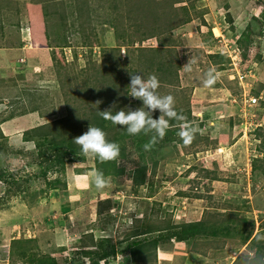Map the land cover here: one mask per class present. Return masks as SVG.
Returning a JSON list of instances; mask_svg holds the SVG:
<instances>
[{"label":"rangeland","instance_id":"obj_1","mask_svg":"<svg viewBox=\"0 0 264 264\" xmlns=\"http://www.w3.org/2000/svg\"><path fill=\"white\" fill-rule=\"evenodd\" d=\"M257 1L201 0L199 5L193 0L194 25L188 27L198 33L181 30L184 26L178 27L173 20L169 25L173 46H167L171 52L157 56L150 51L161 50L158 37L153 36L160 34L159 27L166 23L162 18L155 25L147 21H151V14L158 18L174 12L172 1L0 0V25L5 20L8 27L31 26L28 43L37 45L42 55L22 62V69L27 66L31 70L29 73L25 68V75H41L37 83L32 78L27 82L11 78L17 69L8 71L0 64V73H5L0 75V82L4 81L0 87L8 91L6 97L0 96V176L5 174L0 177V264H135L128 252L103 256L99 243L108 239L106 246L126 249L149 238L135 235L150 224L176 226L233 212L247 219L249 228L253 224L254 233H260L264 242V150H259L264 145L254 133L264 125V25L254 20L263 17ZM249 27L256 42L244 59L238 42ZM145 34L152 38L143 41ZM141 48L147 52L141 54ZM166 57L176 72L172 85L161 83L158 94L172 95L176 107L189 105L196 117L207 107L214 110L222 106L228 109V118L227 114L216 117H224L222 122L227 126L198 121L195 125L199 130L202 123V141L184 147L177 136V141L160 148L161 154L147 153L144 158L133 141H127L124 161L119 162L126 172L108 177L110 185L103 190L94 183L92 173L97 166L92 155L71 164L66 173L44 176L45 166H40L31 131L64 118L68 100L78 97L81 109L90 101L88 109L96 108L97 101H102L99 107L107 105L116 111L144 107L141 100L130 96V76L156 75L162 81L168 67L160 71L159 64H164ZM191 59L188 71L184 67ZM237 59L236 68L244 76L241 82L233 69ZM210 70L220 76L212 87H205ZM83 87L86 92L81 96ZM26 88L35 90L36 96L27 95V102H23L26 108L21 109L25 100L19 101L18 95ZM244 89L248 97H244ZM89 95L93 100L84 98ZM249 97L257 102L246 103ZM159 113L156 110L153 118L158 119ZM88 128L84 126L83 133ZM143 167L146 184L137 186L131 173ZM57 180L66 183V188L50 191L49 183ZM192 247L191 242L165 239L152 263L233 264L238 257L233 251L244 256L251 251L231 238H221L213 247L199 244L198 253ZM89 251H100L101 257L87 254Z\"/></svg>","mask_w":264,"mask_h":264},{"label":"trees","instance_id":"obj_2","mask_svg":"<svg viewBox=\"0 0 264 264\" xmlns=\"http://www.w3.org/2000/svg\"><path fill=\"white\" fill-rule=\"evenodd\" d=\"M257 2H258L259 7L262 8L263 10L261 14L263 15V17L262 18L259 17L260 19L255 17L254 20H260V25L263 27L264 25V0H258ZM140 11H141V8H140ZM151 17H152L151 21H147L149 22L150 25L158 24L159 23L158 21L161 18L163 21L165 20L166 24H164V26L158 25L160 26L159 31L161 33L160 34L156 33L153 36V38L155 36H156L155 38L158 37V40H159L158 48H161V50L150 49V51L156 52L157 56L160 55V53H162L163 51L171 52V51H167L168 50L167 46L169 48H172L174 35L173 33L169 34L170 31H172V29H169L170 28L169 25L173 22V20H175L176 22H174V24H176L178 27L179 26L181 27L185 25L187 22H191L190 16L189 15H179L176 12H171L169 15L168 14H166L165 16L159 15L158 18H157V14L154 13V17L152 14L149 15V18ZM177 26L173 27V31H175L176 28H178ZM115 28H116V31H118V28L117 27ZM251 30L252 29H250L249 27V29L243 32L238 42V47L244 52L241 54V58L243 57L244 59H246V53H247L246 51L250 50L251 44L253 45L256 42V39L254 38V36H252ZM166 34L167 36L164 37ZM146 36H147L146 34L143 35V39H142L143 41L152 38V37H146ZM146 50H149V49H146ZM138 51L141 54L143 52H147L145 51V49H142V48L139 49ZM164 61H165L164 64H162V62L161 64H159L162 69L160 71H165L163 70L165 66H167L168 69L165 71L166 75L161 77L162 81H159V82L160 84L161 83L166 84V82H170V84L172 85L171 78L174 77L176 70L172 66V62L170 60L168 61L167 57ZM39 78H41V75H39ZM89 82H91V80ZM89 82L86 85L87 87L91 86V83ZM66 85L64 84L65 87ZM34 91L35 90L33 91L29 90L28 96H32L33 94L36 96ZM85 92H86L85 89L82 91L80 90L79 94L83 96ZM84 98L87 99L88 101L93 100V97L90 95ZM77 99H79V97L76 98L75 101H73V99L71 101L70 99L68 100L66 108L69 111H68V114L64 118L56 120V122H52L47 125H43L31 131V135L33 136V138H35V141L38 147V152L40 153V159H41L40 166H45V171H44L45 177L49 173H52V172H56L60 174L66 173L68 167L71 164L77 163V162H83L85 160V156L82 154L80 146L74 143V139L83 134L84 126L90 127V125H92L94 127L101 128L103 131L107 133V139L110 142H115L120 145V156L116 161L101 162L98 157L94 156V161L97 166V171L103 172L106 178L117 177L126 172L125 168H122L119 166V162L124 161L125 148H126L127 141H130V140L133 141L137 150L139 151V156L144 158L150 153H155V154L160 153L159 151L160 148L166 147L168 142L174 143L175 141H177L174 139L177 136H179L178 132L180 131V129H177V128L180 127V123H188L191 126L196 127L198 129V126L195 125L198 119L192 115L189 105L186 106L185 108L180 107V106H177V107L174 106L175 110L178 113L183 114L186 117V120L184 122H178L175 120H171L170 121L171 126L169 130L167 131L165 137L163 139H158V143H156L155 146L148 152L144 150L143 145L149 141L150 136H145L143 133L136 135V136L129 135L126 132L125 128H122V126H119V125L114 126V124H112L111 121H106L99 115V111H104V110L110 109L111 107L110 108L106 107L107 105L99 107V105L97 104L96 108L93 107L91 109H88V107L89 106L91 107L93 103V101H90L88 102L89 105L87 104L86 107H83L81 109L80 103L78 104L79 101L77 102ZM23 102L26 103L27 100ZM25 103H23L22 105H25ZM84 103H85V100H84ZM262 105L264 108V102L262 103ZM29 106L31 108L34 106L33 111L37 110L35 105H29ZM25 108H26V105L23 106L21 109H25ZM73 108L78 109V110L74 111ZM118 111H116V109H112L113 114H115V112H118ZM160 115L161 113L158 114L157 118H159ZM232 123L233 121H231V125ZM201 124L202 123H199L200 125L199 130L195 134V138L193 141L196 140L198 142V141L203 140L201 138V133H200V129L202 127ZM116 127H118L119 129ZM172 129L174 130L171 131ZM254 133L257 135L258 139L261 138V142L264 145V125L257 127ZM180 141L183 142L182 139ZM183 145L184 147L189 146V144L185 145L184 142H183ZM259 150H264V149H262L261 147ZM259 170H261L260 167H259ZM255 172H257V167L255 166V162H254L253 173ZM208 174L210 173L208 172ZM1 175H2L0 176L1 178L5 177L4 172H1ZM131 175L133 176L132 178L134 179V183L137 186L146 184L145 183L146 182L145 180L146 179V169L144 167L138 168L137 170L132 172ZM60 182L61 181L57 180L54 183H49L50 191L55 192L57 190H60L61 188L63 189V187L66 188V183L59 184ZM65 211H68V209H66ZM238 214L233 212L231 214H225V215H222V214L214 215V216L209 215L200 221L191 222V223H183L181 225H176V226L169 225L166 227H162V226L150 224L148 226V229H146L144 232H142L141 234L137 232L135 235V236H139V235L146 236L147 235L146 237H149V238L146 239L145 241L139 240V241L134 242L132 245H130V247L126 249H122V248L118 249L114 245L106 246V243H109V241H107L108 239H103L99 243L98 248H100V250L101 249L103 250L102 252L105 254L103 256H111V255L114 256L119 253L124 254L125 252L126 253L128 252L130 256L132 257V260L135 264L137 263L153 264L152 262L156 261L157 248L162 243V241L165 239L168 240V239L173 238V239L178 240L179 242H186V243L191 242V245L193 246L192 248L194 250L193 252L198 253L197 245L199 244L205 243L209 245L210 247H213L214 243L220 241L221 238L222 239L226 238V240L231 238L232 240H237L241 248L242 247L250 248L251 251H249V253L246 251L245 256L241 255V256H244L245 264H264V261L262 259L264 258V242L260 240V235H259L260 233L257 232L255 234L254 225L252 224L250 227L251 229H250L248 225L249 224L248 220L245 218L243 219L240 218ZM252 246H255L256 248L253 249ZM87 254H90V255L95 254L99 258L101 257L100 251H92V252L89 251L87 252ZM228 257L232 258L231 255H228ZM233 264H241V258L237 257V259L235 260Z\"/></svg>","mask_w":264,"mask_h":264},{"label":"clouds","instance_id":"obj_3","mask_svg":"<svg viewBox=\"0 0 264 264\" xmlns=\"http://www.w3.org/2000/svg\"><path fill=\"white\" fill-rule=\"evenodd\" d=\"M191 59L184 67L191 71ZM220 74L210 70L204 81L205 87H212L219 79ZM160 82L156 75L145 78L143 75L131 74L130 76V96L141 100L144 107L136 110H120L113 114L112 109L99 111V115L106 121H111L114 125L122 126L129 135H139L143 133L150 136L147 143L143 145L145 151H150L158 139H163L170 128V121L175 120L184 122L186 117L175 110V99L172 95H160L158 89ZM102 101H97L100 104ZM114 107V105H113ZM159 110L161 115L158 119L153 118V113ZM198 132L196 127L188 123H180L178 135L185 145L192 143L195 134ZM74 143L81 148L84 156L92 155L98 157L101 162L116 161L120 156V145L110 142L107 133L99 127L90 125L88 130L74 139ZM94 183L97 189L103 190L110 185V178H106L103 172H93ZM233 255L241 258V264H245L244 256L239 252L233 251ZM264 259V258H262Z\"/></svg>","mask_w":264,"mask_h":264},{"label":"crops","instance_id":"obj_4","mask_svg":"<svg viewBox=\"0 0 264 264\" xmlns=\"http://www.w3.org/2000/svg\"><path fill=\"white\" fill-rule=\"evenodd\" d=\"M161 1H172L173 2V5L170 6V9L171 11H174L176 12L177 14L179 15H189L190 16V19H191V22H189L187 25H183L184 27L181 28L182 29H188L189 25H191L190 27L192 28L193 27V17H194V14L192 12V9H193V0H160ZM199 1V5H200V1L201 0H197ZM204 1V0H203ZM210 2V0H207ZM6 2H8V0H6ZM227 5V4H225ZM226 8V7H225ZM227 10H229V8H227ZM229 13V12H228ZM31 26L28 27L27 25V29L25 27H21V26H13L12 27H8V26H5V20L2 22V24L0 25V64L2 65V67H6L5 69H8V71H12L14 70V72L16 71L17 69V72H15V74L12 72H7L9 75H11V78L13 76V78L17 77L19 79V81H23V82H27L30 78H32L33 80H36L35 83H37L38 81V78L37 76H35L36 74H33V75H25V72L28 71L29 73L31 72V70H29L27 68V66L23 67L22 69V62H25V58L26 57H34V58H37L38 56H42L39 51H38V48L37 45L33 46L31 43H28V31H30V28ZM11 30H10V29ZM19 28V30H18ZM213 28V27H212ZM25 29L27 31H25ZM215 29H220L219 26H216ZM189 32L191 33H198V32H194L193 29H190L189 28ZM191 36V35H190ZM11 38L14 39L11 40ZM45 66V65H44ZM43 66V67H44ZM13 68V69H9V68ZM25 68H26V71H25ZM4 69V68H2ZM5 69L3 71H5ZM36 73V72H34ZM25 75L24 77H22V75ZM38 74V73H37ZM0 75H5L4 74H1ZM29 78V79H27ZM31 80V79H30ZM4 81L0 82L1 84H3ZM16 88V90H21L22 87H17V86H13V88ZM34 87H37V86H34ZM5 87H0V96H4L6 97V94H7V90L5 91L4 89ZM11 86H8V89H10ZM21 88V89H19ZM28 91L29 89L26 88L23 90V93H20V95H18L20 98H19V101H21V99H25V97L28 95ZM23 103V101H22ZM0 104H1V101H0ZM211 107L213 106H210V107H207L206 109H203L204 113L202 114H198V116H194L198 119L199 122H205V125L207 123H213L214 125L219 123V125L221 123H224L225 126H227V122H222V116L220 117H216V115L218 114H227V118L229 116V113H225V111L228 109H221V107L219 106H215V107H219L218 108H215L216 111H214ZM210 109L212 110V112L210 111ZM208 112H211V114H209ZM228 120V119H227ZM197 121V122H198ZM208 125V124H207ZM211 130L215 131L214 128L212 127ZM222 150V149H220ZM89 233V232H88ZM88 233H86L85 235H88ZM89 234H92V233H89Z\"/></svg>","mask_w":264,"mask_h":264},{"label":"built area","instance_id":"obj_5","mask_svg":"<svg viewBox=\"0 0 264 264\" xmlns=\"http://www.w3.org/2000/svg\"><path fill=\"white\" fill-rule=\"evenodd\" d=\"M237 61H238V59L235 61V63H233V65H234V68H233V69H235V68L237 67V66H236ZM238 62H240V60H239ZM240 67H241V66H240ZM235 71H236V74L238 73L237 77H238V79L240 80V82L243 81V80H244V76L241 74V69L236 68ZM248 87H250L249 84H248ZM244 90H245V89H244ZM250 92H251V91H249V95H250ZM245 95H247V97H248V91H247V90L244 91V97H245ZM250 96H251V95H250ZM244 99H245V98H244ZM245 102H246V103H249V104H253V103H256L257 101H256L255 98H253V97H249V98H246V99H245Z\"/></svg>","mask_w":264,"mask_h":264}]
</instances>
